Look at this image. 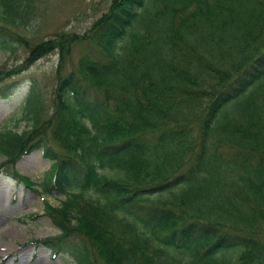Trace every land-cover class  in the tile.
<instances>
[{
  "label": "trees",
  "instance_id": "obj_1",
  "mask_svg": "<svg viewBox=\"0 0 264 264\" xmlns=\"http://www.w3.org/2000/svg\"><path fill=\"white\" fill-rule=\"evenodd\" d=\"M30 1L0 0V48L27 50L0 98L51 53L54 90L46 108L29 84L0 175L31 187L15 167L40 150L43 191L63 196L43 200L59 234L31 244L76 264H264V0H112L85 33L34 45L13 32Z\"/></svg>",
  "mask_w": 264,
  "mask_h": 264
},
{
  "label": "rangeland",
  "instance_id": "obj_2",
  "mask_svg": "<svg viewBox=\"0 0 264 264\" xmlns=\"http://www.w3.org/2000/svg\"><path fill=\"white\" fill-rule=\"evenodd\" d=\"M112 0H31V18L24 27L14 28L34 45L41 40L57 35V33L83 34L103 13L107 11ZM87 50L85 44L73 45L67 69L75 64L81 53ZM27 50L16 46L14 51L0 48V70H14L24 63ZM58 56L48 54L25 72L7 79L2 87L9 86V95L0 98V130H23L25 122L21 121L23 98L31 82H36L42 89L43 98L49 108L54 90V72L57 68ZM264 89V78L258 83ZM56 149V147H55ZM5 158L0 155V163ZM50 163L40 150L25 155L16 163L18 175L32 182L31 187L22 181L5 174L0 175V264H76L71 252H59L54 255L50 249L41 245H33L31 241L59 234L50 219L43 214V200L52 206H59L63 196L51 191H43V183ZM111 176L110 171L104 172ZM3 249V250H2ZM98 264H101L100 262Z\"/></svg>",
  "mask_w": 264,
  "mask_h": 264
},
{
  "label": "bare ground",
  "instance_id": "obj_3",
  "mask_svg": "<svg viewBox=\"0 0 264 264\" xmlns=\"http://www.w3.org/2000/svg\"><path fill=\"white\" fill-rule=\"evenodd\" d=\"M3 250V249H2Z\"/></svg>",
  "mask_w": 264,
  "mask_h": 264
}]
</instances>
